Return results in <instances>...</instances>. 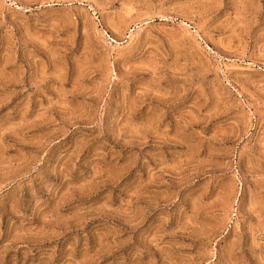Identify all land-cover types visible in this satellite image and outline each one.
I'll return each instance as SVG.
<instances>
[{"label":"rangeland","instance_id":"374dc122","mask_svg":"<svg viewBox=\"0 0 264 264\" xmlns=\"http://www.w3.org/2000/svg\"><path fill=\"white\" fill-rule=\"evenodd\" d=\"M0 264H264V0H0Z\"/></svg>","mask_w":264,"mask_h":264}]
</instances>
